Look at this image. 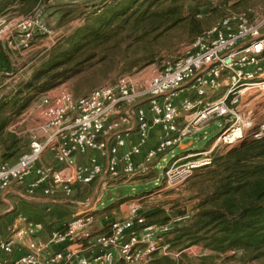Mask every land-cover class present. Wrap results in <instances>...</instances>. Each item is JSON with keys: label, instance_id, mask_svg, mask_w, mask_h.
I'll return each instance as SVG.
<instances>
[{"label": "built area", "instance_id": "2783aa9c", "mask_svg": "<svg viewBox=\"0 0 264 264\" xmlns=\"http://www.w3.org/2000/svg\"><path fill=\"white\" fill-rule=\"evenodd\" d=\"M6 20V16L0 17V27ZM13 22L18 26L16 32L0 30L5 50L12 47L28 52L39 39L46 38V55L60 38L49 29L43 4ZM251 92L264 93V13H231L197 36L185 55L168 61L155 76H123L86 97L76 98L65 91L40 99L35 104L40 135L31 139L29 152L16 164H0V192L24 186L34 174L35 179L27 186L31 195L41 190L43 196L53 197L61 191L71 199L78 188L99 184V202L119 183L158 169L184 140L203 133L213 121L226 120L210 149L186 157L173 156L164 168L162 188L177 189L196 169L212 164L218 145L232 148L264 137V119L257 122L252 112L238 111L244 94ZM133 118L139 143L119 157V149L132 132L125 124ZM20 123L21 119L7 130L19 136ZM154 129L160 131L158 142L138 163L135 157L141 155ZM89 152L107 158V166L95 157L88 163L78 160ZM48 153L54 163L39 166ZM191 157L197 159L183 163ZM89 208L52 231L46 243L40 241L43 225L24 220L7 241L0 242V264H5L1 263L3 254L10 255L15 246L23 244L27 253L11 264H151L158 254H173L179 259L192 248L171 252L163 241L176 224L190 220V213L173 217L166 224L148 225L141 197L135 196L124 217L112 221L106 232L97 233L91 229L97 210ZM56 246L63 247L57 250Z\"/></svg>", "mask_w": 264, "mask_h": 264}, {"label": "trees", "instance_id": "16d2710c", "mask_svg": "<svg viewBox=\"0 0 264 264\" xmlns=\"http://www.w3.org/2000/svg\"><path fill=\"white\" fill-rule=\"evenodd\" d=\"M47 1L0 0V15L8 11L15 16H28ZM218 1L225 4L234 1L233 9H243L234 13L247 12L253 2H264ZM211 2L104 0L81 27L59 38L28 80L1 99L2 162L14 165L29 152V141L7 129L37 103L41 95L77 78L81 83L73 86L76 95L82 88L91 93L98 85L95 78L99 76L131 73L156 63L163 40L173 30L189 23L192 36L203 34L205 30L198 19ZM186 3L199 10L185 16ZM11 74H14L13 63L0 43V76L6 78ZM205 170L210 175V190L190 213V220L176 224L172 232L163 236L164 243L171 252L201 246L213 255L237 252L242 263L264 264V137L246 140L225 153L215 154ZM162 215L161 212L149 215L147 224H166L170 217L166 215L161 219ZM212 254L202 258L201 264H207ZM184 259H188L186 253L180 259L164 256L153 263L182 264Z\"/></svg>", "mask_w": 264, "mask_h": 264}, {"label": "rangeland", "instance_id": "374dc122", "mask_svg": "<svg viewBox=\"0 0 264 264\" xmlns=\"http://www.w3.org/2000/svg\"><path fill=\"white\" fill-rule=\"evenodd\" d=\"M74 1H81V3L80 5H74L72 4V2ZM103 2L104 0H49L43 4L45 5L46 23L49 29L53 31L54 34H71L76 28L81 27L84 24L86 17L93 13L96 9H98V7L103 4ZM233 3L234 1H230L228 4H225L222 1L212 0V2L210 3V7L208 9H204L202 16L198 19L201 23V26L203 27V30H205L204 32L210 30L225 16L236 11L243 10L242 8L233 9ZM248 8L249 9L246 13L252 15H261L264 13V2H253L249 5ZM87 9L89 10L87 11ZM197 10L199 9L194 8V5L186 3L185 16H189ZM4 16L7 17V20L6 23H4L0 27V30L8 28V33L16 32V28L18 26L13 21L19 16H15L12 13L10 14V12L8 11L0 15V17ZM190 32L191 26L189 25V23L183 24V26L173 30L167 36V38L163 40V44L160 47L161 55L156 63L140 70H135L131 73H124L119 75L118 73H114L110 76H99L97 77V79L95 78V82L98 83L95 88L113 84L123 76L135 77L137 79H146L155 76L156 74H158V72H160V70H162L164 64H166L170 60L185 55L191 49L193 41L197 36H192ZM40 40L41 41L34 44L33 48L30 51L24 52L25 54L23 53V51H19V49H16L17 51H14L15 53H13L12 55L16 74L20 73V77H22L21 79H25V81L28 71L21 72V70L25 67L24 64L26 58H32L37 62H41V60H43L45 56L44 54V56L40 58L41 52L42 50H45V46L48 41L46 40V38ZM77 83H81V79H74L47 94L41 95L40 98L42 99L47 95L54 98L55 96L65 91L76 97H84L85 95L87 96L90 94V92L87 91L86 88H82L78 91V95H76V93L73 91V86ZM17 85L19 84H16L13 87L16 88ZM14 88H8V91H11ZM6 91V87L3 86V83H0V95L4 94V92ZM35 104L36 103H34L33 105ZM33 105H31L27 110L32 108ZM238 111L240 112V114H248L252 112L257 122L262 121L264 119V93L251 92L244 94L243 99L239 104ZM225 122L226 120L224 119L215 120L203 133H200L192 139L184 140L181 143L184 144V146L182 148L175 149L173 153L169 154L167 156V161L165 163H160L157 171H151L148 176L146 175V178L140 177L141 180H139V186H136L135 184H124V187L121 189V196L141 197V205L143 208L142 212L146 215L147 222L148 216L155 212H161V214H163L161 219L167 215L168 217H170V220L171 218H173V215L179 211L192 213L194 208L201 200V197L210 190V175L207 174L208 172L205 170V167L207 166L198 169L196 172L193 171L194 176L181 187L169 190H164L162 188V186H164L165 184L163 176L164 168L169 164L173 156L186 157L189 154H195V152L198 153L210 149L215 144L216 138L223 131ZM190 140H192L193 144L186 146V144ZM230 149L231 148H226L218 145L214 150L213 156L218 153H225ZM181 152L184 153L180 156H177ZM196 159V157H191L189 159H185L183 163L191 162ZM154 172L158 174V176L155 175ZM89 188H78L71 200L75 203L78 202L84 205L87 204L89 205V207L94 204L96 205V207H99L100 210L105 208V212L109 210L107 214L100 213L98 209L97 211H95L91 229L93 230L95 226H103L101 220L107 221L106 223H108V221H110L112 217L113 219H119L121 215L120 209L125 200H122L118 203H113L117 199V197L105 195V197L101 198L98 202V196L96 195V197L93 198V190ZM106 198L107 202L105 201ZM132 198L133 197H131V199ZM71 206L77 207L75 204ZM105 217H107V219ZM158 224L161 225L162 223ZM186 254L188 259H184L182 264H201V259L211 255L212 253L203 249L201 246H193L189 252H186ZM164 256L165 255L163 254H158L154 257L153 261L158 260L159 258ZM169 256L175 258L173 254ZM239 256L240 254H237V252H229L225 255H213V257L211 258L212 260L208 259L207 264H248L242 263L239 259ZM153 261L151 262V264H154Z\"/></svg>", "mask_w": 264, "mask_h": 264}, {"label": "crops", "instance_id": "0c3cea01", "mask_svg": "<svg viewBox=\"0 0 264 264\" xmlns=\"http://www.w3.org/2000/svg\"><path fill=\"white\" fill-rule=\"evenodd\" d=\"M80 3L81 1L72 2V4L74 5H77V4L80 5ZM73 7H76V6H73ZM88 10L89 9H87V11ZM56 35H58V37H61V36L64 37L70 34H56ZM39 41L41 40L39 39L37 42ZM6 51L8 52L10 59L13 63L12 55L17 50L11 47L7 49ZM45 51L46 50H42L40 58L44 56L43 54L45 53ZM17 53H20V52H17ZM40 64L41 62H37L35 59L26 58L25 64H24L25 67L21 70V72L28 71L26 80H28L32 76L35 69L39 68ZM13 68H15L14 63H13ZM21 78L22 77H20V73L16 74V71L14 69V74H11L9 77L0 79V83H3V86H5L7 90L6 92H4V94L0 95V101L4 97V95H6L9 92L8 88L9 89L11 87L14 88L13 87L14 85L20 84L21 82L25 81V79H21ZM19 119H21V123L18 128L20 132V135L18 137L26 139L30 143L31 139L34 136L40 135L39 112L36 106L33 105L32 108H30L25 113H23L18 118V120ZM125 128H132V132L130 133V136L127 139L126 145L119 149V157H122L134 145H137L139 143V134H137L136 129H135L136 120L134 118L130 119L129 123L125 124ZM159 136H160V131L157 129H154L153 131L149 133L148 144L143 148L141 155H138L135 157V160L138 163L144 159L148 150L156 146ZM192 144L193 142L192 140H190L188 141L186 146H189ZM183 146L184 144H181L179 148H182ZM28 150H30V146ZM183 153L184 152H181L177 156H180ZM91 157H95L98 160V162L101 163L104 167H106L108 164V159L102 158L98 152H89L87 156L78 157V160L81 163H88ZM157 162L158 161H156V163ZM2 163L3 162L0 159V164ZM53 163H54L53 155L51 153H48L46 156H44V158L39 162L38 165L39 166L51 165ZM153 171H157V169ZM155 175L158 176V174L156 173ZM147 176H144L143 178H146ZM34 179H35V175L32 174L31 176L27 178L26 184L24 186L22 187L13 186L8 191L0 192V242L7 241L9 239V236L12 234V232L16 228L21 227L25 220L26 222L40 223L43 225V232L40 235V241L42 243H46L49 241L52 231L68 223L76 214L85 212L91 209L89 208V205L87 204L84 205L78 202L75 203L71 199L66 198L61 191H58L53 197L43 196V193L41 190H38L33 195L29 194L27 192V186ZM139 180H141V178L139 179V177H135L131 179L130 181H124L122 183H119L116 187L109 189L108 192L106 193V196H108L110 192L117 196V199L113 203H118L122 200H125L123 202L124 204L121 206V209H120L121 211L120 218L124 217L127 214L128 204H129L128 202L131 199V197H135V196L122 197L121 189L124 187V184H131V185L135 184L136 186H139ZM90 188L93 190V198L96 197V195L98 194L99 184H94ZM74 204L77 207L71 206ZM91 206L93 207V210L98 209V211L102 214H107V212H109V210L105 212V208L100 210V208L96 207V205L94 204ZM105 218L107 219V217ZM116 219H113L112 217V219L108 221V223H106L107 221L101 220V223H103L102 224L103 226H95L93 228V231L97 233L106 232L110 226V223ZM61 247L63 246H56L55 249L58 250ZM26 253H27V249L25 248L24 244L17 245L14 247L12 254L2 255L1 263L5 262V264H11L14 260H17L18 258L24 256Z\"/></svg>", "mask_w": 264, "mask_h": 264}, {"label": "water", "instance_id": "95a60500", "mask_svg": "<svg viewBox=\"0 0 264 264\" xmlns=\"http://www.w3.org/2000/svg\"><path fill=\"white\" fill-rule=\"evenodd\" d=\"M109 195H111V196H113V197H117L115 194H113V193H111V192L108 194V196H109ZM105 201L107 202V198H106ZM184 213H185V211H179V212H177L176 214H174L173 217H179V216H181V215L184 214Z\"/></svg>", "mask_w": 264, "mask_h": 264}, {"label": "bare ground", "instance_id": "6f19581e", "mask_svg": "<svg viewBox=\"0 0 264 264\" xmlns=\"http://www.w3.org/2000/svg\"><path fill=\"white\" fill-rule=\"evenodd\" d=\"M231 142H234L233 140Z\"/></svg>", "mask_w": 264, "mask_h": 264}]
</instances>
